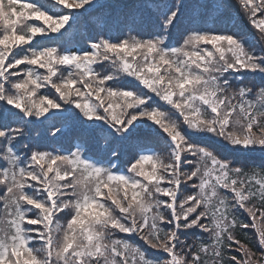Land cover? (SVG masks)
<instances>
[{
  "label": "snow or ice",
  "instance_id": "6c2138e0",
  "mask_svg": "<svg viewBox=\"0 0 264 264\" xmlns=\"http://www.w3.org/2000/svg\"><path fill=\"white\" fill-rule=\"evenodd\" d=\"M188 7L0 0V264H264V166L197 139L264 154V0Z\"/></svg>",
  "mask_w": 264,
  "mask_h": 264
},
{
  "label": "trees",
  "instance_id": "16d2710c",
  "mask_svg": "<svg viewBox=\"0 0 264 264\" xmlns=\"http://www.w3.org/2000/svg\"><path fill=\"white\" fill-rule=\"evenodd\" d=\"M99 2L130 4L133 2V0H99ZM170 2L173 4L184 3L185 5L189 6L188 8H186L185 16L182 17L181 23L174 30V39H179V34L183 31V28L188 27L190 25V21L194 23H203L208 28L220 27L222 26L224 20L228 19V15L232 17V23L238 26L236 30L243 29L245 33H251L253 31L250 26L247 25L246 21L243 20L237 14L236 9L234 7L227 9L228 15H204L203 18H201V15H193V8L191 7L192 5L197 3V0H170ZM235 2L236 0H221V3H224L226 8L228 4L234 5ZM97 11L98 10H93L89 13H86L83 17L80 18V20L76 24L73 25L71 29H69L68 35L72 38L71 46L78 47L87 43L88 37L92 35L95 30V26L91 23V21L96 18ZM262 80H264V78L259 75L247 77V82L257 87L261 86ZM197 139L202 144L212 145L220 155L225 156L230 160H233L238 165L246 166L248 168L254 166H264V154L258 151L246 152L240 149H233L231 146L222 144L212 137H198ZM97 140L99 143L103 142L100 137H98ZM47 143L53 144L55 147H60L61 144H63L64 147L68 146L67 140L61 141L59 143L55 141H47ZM128 150H130V148L126 147L125 152H127ZM126 159L127 155L122 158V160ZM237 235L241 238H245L244 233L242 232L238 231ZM252 238L253 232L251 229H249L247 233V240L252 242ZM133 240L135 243L141 244V246L146 247V245H143V242L138 240L137 238H133ZM150 254L154 256L160 255L159 253H156L153 250H150Z\"/></svg>",
  "mask_w": 264,
  "mask_h": 264
}]
</instances>
